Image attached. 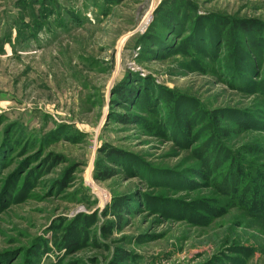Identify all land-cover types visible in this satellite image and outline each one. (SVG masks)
<instances>
[{
    "label": "rangeland",
    "instance_id": "374dc122",
    "mask_svg": "<svg viewBox=\"0 0 264 264\" xmlns=\"http://www.w3.org/2000/svg\"><path fill=\"white\" fill-rule=\"evenodd\" d=\"M0 264H264V0H0Z\"/></svg>",
    "mask_w": 264,
    "mask_h": 264
},
{
    "label": "trees",
    "instance_id": "16d2710c",
    "mask_svg": "<svg viewBox=\"0 0 264 264\" xmlns=\"http://www.w3.org/2000/svg\"><path fill=\"white\" fill-rule=\"evenodd\" d=\"M100 167L102 170L98 171L96 175H98L101 181H106L107 179H110L115 175V171L112 170L111 168L106 167L103 164H100Z\"/></svg>",
    "mask_w": 264,
    "mask_h": 264
}]
</instances>
